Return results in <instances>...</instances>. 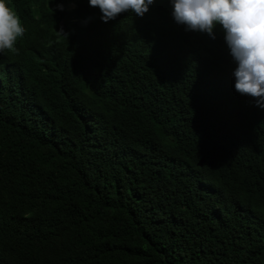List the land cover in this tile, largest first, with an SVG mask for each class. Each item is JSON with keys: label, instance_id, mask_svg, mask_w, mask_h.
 <instances>
[{"label": "trees", "instance_id": "trees-1", "mask_svg": "<svg viewBox=\"0 0 264 264\" xmlns=\"http://www.w3.org/2000/svg\"><path fill=\"white\" fill-rule=\"evenodd\" d=\"M8 2L26 34L0 53V264H264V108L223 30L169 0L107 23Z\"/></svg>", "mask_w": 264, "mask_h": 264}, {"label": "clouds", "instance_id": "clouds-1", "mask_svg": "<svg viewBox=\"0 0 264 264\" xmlns=\"http://www.w3.org/2000/svg\"><path fill=\"white\" fill-rule=\"evenodd\" d=\"M154 3L156 0H89L91 7L100 9L105 23L125 12L143 17ZM169 3L174 21L185 25L186 30L204 32L213 39L218 26L223 30L237 64L233 73L236 91L252 97L258 107L264 108V0H169ZM57 9L64 11L65 3L58 2ZM25 34L21 17L8 0H0V53H18L17 42ZM57 34L67 38L69 35L63 27Z\"/></svg>", "mask_w": 264, "mask_h": 264}, {"label": "water", "instance_id": "water-1", "mask_svg": "<svg viewBox=\"0 0 264 264\" xmlns=\"http://www.w3.org/2000/svg\"><path fill=\"white\" fill-rule=\"evenodd\" d=\"M198 161H199L198 163L200 164L202 162V159H199Z\"/></svg>", "mask_w": 264, "mask_h": 264}]
</instances>
